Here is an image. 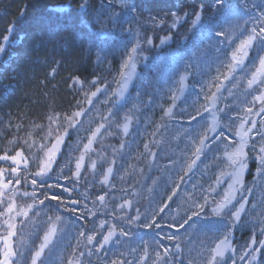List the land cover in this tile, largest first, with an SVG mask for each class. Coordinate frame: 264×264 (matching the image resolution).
I'll list each match as a JSON object with an SVG mask.
<instances>
[{
  "label": "trees",
  "instance_id": "16d2710c",
  "mask_svg": "<svg viewBox=\"0 0 264 264\" xmlns=\"http://www.w3.org/2000/svg\"><path fill=\"white\" fill-rule=\"evenodd\" d=\"M128 3L136 8L135 19L122 10V0H0V46L3 47L0 52V155H14L17 150L23 149L25 156L29 158V172H35L34 161L43 156L39 145L46 143L48 147L51 146L52 138L45 140L49 128L48 117L54 113H60L61 117L63 114L70 115L78 110L77 100L85 108V114L80 118L81 125L70 130V135L66 137V144L62 146L57 162L53 165V179L49 183H56V177L61 173L63 176H72L75 160L80 155L83 144L87 143V137L112 107L110 102L106 104L104 101L117 87L118 83L114 81L119 79L118 72L125 58L124 48L118 46L121 40L130 36L124 29V18L128 17L133 24L136 23L134 31L140 33L142 41L147 37L153 40V46L143 45L145 54L150 59L146 62L147 66L145 62L138 66L140 73L130 92L142 103L136 105L134 99L127 97V102L122 103L115 118L116 124H119L123 115L132 113L139 120L137 127H132L129 135L120 138L115 133L122 131L114 124L108 133L98 137L92 146L93 151L85 157L80 180H59V183L73 188V191L53 190L63 196V207H57L56 201H46V206L34 209L27 218L18 216L17 236L13 239L23 254L17 258L16 264H31L32 254L39 247L48 228V216H61L63 222L59 224L58 238L45 250L37 264H69L70 260L74 264H109L118 256L134 264H165L163 248L159 245L163 244L176 252L177 242L181 249L175 256L170 254L167 257V264H180L181 261L183 264H206L208 250L215 246L225 232V229L215 226V223L210 227L199 223L191 228L187 225L185 228L170 227L172 224L183 223L192 211L197 210L195 203H203L204 193L222 170L223 162L215 161L213 153L209 152L207 157L198 161L197 167L183 182L179 181V177L184 175L177 169L183 163L181 153L185 149V129L194 125L197 130L201 129L196 121L190 124L187 115H176L173 121L168 122L167 130L161 129L153 137L156 125L162 123V108L171 105L167 86L159 83L162 60L158 58L167 54L177 60L183 58V63L190 65L188 72L193 75L187 82L191 86L182 100L177 102L174 112L187 108L194 115L193 109L204 103L202 94L197 99L200 82L210 81L216 75L217 64L214 62V41L191 39L193 33L188 30L193 14L202 8L204 21H211L215 26L213 31H235L239 38L233 44L234 48L248 34L245 31L240 35L241 29L246 26L250 30L252 27L251 23L245 25L249 17L264 12V0H223L224 8L218 6L217 0H128ZM111 10L120 11L115 24L108 23L112 19L109 12ZM185 12L189 15L181 21L178 30H172L173 41H169L163 49L155 47L160 44L161 37L169 34L172 14L183 16ZM152 17L156 18L157 23L150 20ZM161 19L165 23H158ZM101 28L104 29L103 33L98 31ZM185 35L190 37L186 44L182 40ZM5 37L8 39L5 40ZM230 53L231 49L228 50L229 55ZM183 63L178 65L180 73L185 71ZM75 77L83 81V87L73 83ZM93 80L97 81L95 85ZM232 83H238V87L233 89L237 98L229 97L219 104L221 107L225 104L234 106V110L227 115L238 114L244 117V107L258 110V104L242 103L246 87L243 74H239ZM232 83L225 82V89L232 88ZM192 85L196 86L195 90ZM96 87H100L102 92L93 97V104L89 106L84 93L95 91ZM105 87L106 92L103 91ZM255 94L253 92L249 95L247 101H251ZM149 96L151 100H148ZM224 96L228 97L227 90L224 91ZM207 116L205 113L206 118ZM249 119H256L259 127L264 116L254 115ZM90 121L93 123L90 124ZM220 122L231 123L224 114L220 115ZM60 130L63 131V128ZM153 140L159 143L153 145ZM122 142L125 143L123 149L120 148ZM145 143H149L152 151L157 153L155 161L143 155ZM29 144L33 145L31 149L28 148ZM170 159L178 162L177 169L166 167ZM92 160L97 161L95 170L90 167ZM113 160L114 164L111 163ZM12 166L11 162H0L2 168L10 170ZM109 166L113 168V173L109 183L102 185L100 181ZM255 168L256 163L252 158L244 176L245 188H252V191H244L237 196V201L241 195L247 198V206L242 215L244 222L237 225L230 235L235 253L225 254L220 264H233V260L235 264H249L247 257L240 259L245 245L250 242L253 234L257 241L264 239L260 231L264 227V181L254 175ZM176 183H180L177 195L172 201H168L167 197L172 194ZM16 187L21 191H32V186L23 185V181ZM226 187L227 182L217 186L216 193L213 194L217 200ZM45 194L47 193L43 191L37 192L40 199ZM105 194L107 208L97 211L93 201ZM14 199L18 208L32 203L29 198L17 196ZM74 200L80 203L73 205L71 201ZM124 200H131L132 207L121 211L116 206ZM165 203L168 207L156 216L160 228L144 229L134 223L131 231L136 236L130 239L121 237L120 245L110 244L104 250L96 251V245L112 224L117 229L124 227L125 231L129 230L126 221L120 217H135L136 210L139 209L141 220L138 223L142 224L150 220L155 210ZM212 206L210 203L206 208L209 216ZM236 206H239L238 203ZM72 207L78 208L79 212L72 214L65 210ZM89 210L96 212V215H87ZM79 214L85 215L84 221L78 219ZM4 218L0 217V220ZM101 221L106 222L103 229L98 227ZM81 230L88 234L96 232L97 240L92 245L85 246L83 239L78 240ZM168 235L176 236L177 241L167 240ZM253 247L259 248L260 245L257 243ZM89 248L92 249L91 255ZM248 251L251 252V249ZM81 252L84 253L83 256L80 255ZM157 253H160L159 258ZM141 257L144 259L141 260ZM253 264H264V248L257 254Z\"/></svg>",
  "mask_w": 264,
  "mask_h": 264
},
{
  "label": "snow or ice",
  "instance_id": "6c2138e0",
  "mask_svg": "<svg viewBox=\"0 0 264 264\" xmlns=\"http://www.w3.org/2000/svg\"><path fill=\"white\" fill-rule=\"evenodd\" d=\"M217 4L220 8H224L223 0H217ZM84 7V5H81ZM122 10L133 16L135 19L136 8L133 4L128 3V0H122ZM229 11H231L229 9ZM203 9L195 11L193 14V19L191 21V27L189 32L193 35L191 39L194 41H200L203 39H209L215 42L214 52L215 60L217 64L215 69L216 75L212 77L210 81H201L199 87V96L203 95L204 103L199 107L194 108L193 115L187 110V108L179 109V111L174 112L177 108V102L182 100L185 92L188 90L189 86L187 84L188 79L193 74L188 72L189 64L183 63V58L179 60L170 57L165 54L164 57H159L162 60V67L160 69L161 78L159 83L167 86V91L170 93L169 99L171 100V105L168 108H162L163 115L161 117L162 123L156 125V131L152 133L155 137L161 129L167 130L168 122L175 119L176 115L188 116V122L196 121L200 126L201 130H197L196 126H192L185 129V149L181 153L183 163L177 169V161L169 160V165L166 167H171L182 171L184 175L179 177V181L183 182L185 177L193 172L197 167L198 161H201L202 157H207L209 152L213 153V159L218 162H223L222 170L217 174L215 181L209 186L207 191L203 196V203H195V211H192L183 223L172 224L170 227L173 228H185L187 225L189 228L195 226L196 224H201L206 227H210L215 223V226L225 229V232L221 239L215 246L208 250V257L206 259V264H220V262L225 257V254L229 251L235 253V248L232 247L230 241V235L234 232L237 225L242 224L243 218L242 214L245 212V206L247 203V198L240 196V200L237 201V195L243 193L244 191L251 192L252 188H245L244 176L249 168V160L254 158L256 163L254 175L259 177L264 181V120L259 122V127L257 125L256 119H249L254 115L264 116V12L257 13L255 16H250L249 20L245 22L252 24L249 30L246 26L241 29L240 35H243L245 31L248 32L243 39L239 40V43L233 48V44L238 35L235 31H213L215 27L211 21H204L202 15ZM189 14L185 12L183 16H177L175 13L172 14V20L169 24V34L160 38V44L155 46L163 49L164 46L168 44L169 41H173L174 36L172 30H178L181 26V21L184 17ZM118 19V17H117ZM150 20L155 24L157 23L156 18L152 17ZM108 23H115L114 20L109 19ZM158 23H165L164 19L158 21ZM131 30V29H130ZM193 30H196L195 32ZM103 33L104 29H98ZM199 33V35H197ZM178 34V32H177ZM137 40L131 45V48L127 50L126 57L120 65L118 72L119 79L117 83L119 87L114 90L104 103H111L112 107L109 108L107 116L101 117L102 123H100L95 130L91 131V134L87 137V143L83 144V149L80 151V155L75 160V171L72 172V176H60L56 177V183H49L48 181L53 179L52 173L54 171L53 165L57 162V156L61 153L62 146L66 144V137L70 135V130H75L81 125L80 118L85 114V108L81 106V101L77 100V109L73 111L70 115L63 114L61 117L60 113H54L48 117L49 128L45 140L47 141L49 137L52 138L51 146L48 147L47 144H40L39 150L43 152V156L34 161L36 163V171L29 172V158L25 156L23 149L17 150L14 155H0V162H11L12 166L9 169L0 167V206L4 204L7 205L5 211L0 212V217H5L0 220V264H16L17 258L23 253L19 250V245L14 242V237L17 236V223L16 217L22 216L27 218L29 213L36 208H41L46 206V201H56L57 207H63L65 201L61 194L55 193L54 189H60L62 192H71L73 188L65 187V185L59 183L60 179L65 181L73 180L78 182L81 177V169L84 167V161L86 155L93 151V144L97 141L98 137L101 136L102 129L111 128L116 124V114L119 108L122 107V102H127L126 93L128 91L129 85L133 82L134 78L138 75L137 67L139 61H144L145 66H147V61L150 59L146 56L144 44L153 46V40L151 37H147L145 40L139 38V32H135ZM8 38L5 37V40ZM190 39L189 36L185 35L182 40L186 44ZM231 49L230 55L228 50ZM3 51V47L0 46V52ZM254 53V55H250ZM258 60V65H257ZM183 63L185 71L183 73L179 72L178 65ZM223 69V71H222ZM55 69H53V73ZM239 74H243V82L246 87L244 89V101L242 103H251L252 105H259L258 110L254 111L253 107H244L243 111L245 113L244 117L236 114L234 116H228L229 111L234 110V106L225 104L224 106H219L220 101L226 100L229 97L236 99L233 89L238 87V83H232V81L237 80ZM177 77V78H174ZM225 82L232 83V88L225 89ZM74 84H79L83 87V81L79 77L73 78ZM94 85L97 81L93 80ZM195 85H192L193 90H195ZM214 89V90H213ZM227 90L228 97L224 96V91ZM104 92L107 91L106 87L103 89ZM102 89L96 87L95 91L85 92V100L89 106L93 104V97H97L98 93H101ZM252 96L251 101H247V97ZM115 109V111H114ZM91 110L90 108L88 109ZM205 113L208 114L207 118ZM224 116L231 121L229 124H222L220 122V115ZM199 118V120H198ZM123 124H116L120 128L125 136L130 134V128L133 123V117L131 115L125 114L123 117ZM238 121V123H237ZM180 123V121H176ZM206 125V126H205ZM63 128V131L60 129ZM212 133L214 135H209ZM110 134V133H109ZM27 144V141L24 142ZM153 145L159 143V141L153 140L151 142ZM32 144L28 145L31 149ZM125 143L122 142L120 148L123 149ZM145 153L151 157V161H155L157 153L152 151L149 143L143 145ZM115 151V150H114ZM250 153L252 156L250 157ZM111 163H115L113 160ZM90 167L95 170L97 167V161L92 160ZM23 170V171H22ZM113 173V168L109 166L103 179L100 181L102 185H107L109 183V176ZM11 177V178H7ZM31 185L32 191H21L17 185ZM227 182V187L223 190L219 200L213 195L216 193L217 186L222 183ZM45 185L47 188L45 189ZM114 187V186H113ZM180 188V183H176L175 187L172 189V194L167 197L168 201H172L173 197L177 195ZM38 191L46 192L43 199H40L37 195ZM11 193L9 196L8 194ZM106 195H100L93 201V204L97 206V211L100 209L107 208ZM7 196V199L5 197ZM29 198L32 203L27 204L26 207L18 208L16 200L14 197ZM234 201L236 203H234ZM73 205H78L80 201H71ZM211 207V216L206 214V208L209 204ZM238 203V207L236 204ZM86 207V206H85ZM119 210L123 211L125 208L132 207L131 200H124L122 204L116 206ZM168 204L165 203L163 206L155 210V214L152 215L150 220H146L144 223H138L141 220V213L137 209V215L135 217L128 218L127 216H122L120 219L126 221V226L129 228L125 231L124 227L117 229L115 224L109 227L106 234L103 235L102 240H99L96 245V251H102L105 249L106 245L121 244V237L132 238L137 234L131 231L132 224H138V227L144 229L160 228L161 225L156 222V216L165 211ZM66 211L77 214L79 209L76 207L66 208ZM38 215V213H37ZM46 215V214H45ZM87 215L95 216L96 212L91 210L88 211ZM78 219L80 221L85 220L84 214H79ZM63 222L61 216H51L47 217L48 228L45 231L42 241L39 247L35 250L31 257V264H37L41 257L44 255L45 250L53 245L55 240L58 238V233L60 231L59 224ZM23 224V221H20ZM106 222L101 221L98 227L103 229ZM261 235H264V227L261 228ZM83 239L85 246L92 245L95 240H97L96 232L91 234L86 233V231L81 230L78 233V240ZM142 239V237H141ZM169 241H177V237L174 235L166 236ZM259 243L260 247H253V245ZM159 247L163 248L165 264H167V257L171 254L175 256L176 252L181 249L180 243H175V250L173 252L171 248L164 247L160 244ZM147 245H145V249ZM264 248V239L257 241L255 234H253L250 242H248L244 247V254L240 259L249 260V264L257 259V254L261 252ZM251 249V252L248 251ZM135 251V249H132ZM89 254H92V249L89 248ZM81 256L84 255L83 252L80 253ZM121 256L124 254H120ZM157 257H160V253H157ZM144 257H141L143 260ZM69 264H74L72 260ZM109 264H134V262H129L125 259H120L119 256L113 259ZM183 264V261L180 262ZM235 264V260H233Z\"/></svg>",
  "mask_w": 264,
  "mask_h": 264
},
{
  "label": "rangeland",
  "instance_id": "374dc122",
  "mask_svg": "<svg viewBox=\"0 0 264 264\" xmlns=\"http://www.w3.org/2000/svg\"><path fill=\"white\" fill-rule=\"evenodd\" d=\"M110 13H111V18H112V20H114L115 22H116V18L118 17L119 18V13L118 12H120V11H109ZM124 21H125V25H124V29H125V31L126 32H128V39H123V40H121L120 41V43L118 44V46L119 47H121V48H124V52H125V57H126V54H127V50L125 49V45H127V47H128V49H130L131 48V45L133 44V43H135L136 42V40H137V37H136V35H134V33L136 32V31H134V27H136V23H134L133 24V21L131 20V19H128V17H125L124 18ZM113 24H115V23H113ZM131 29V30H130ZM119 30H121V29H119ZM140 34V33H139ZM139 38L140 39H142L140 36H139ZM145 54V53H144ZM146 55V54H145ZM147 56V55H146ZM123 60H124V58H123ZM123 60H122V62H123ZM121 62V63H122ZM144 63V61H139L138 62V66H140V64H143ZM137 73H138V75H139V73H140V71H139V69H138V67H137ZM137 75V76H138ZM137 76L134 78V80H133V82L129 85V87H128V91H127V93H126V97H131L132 99H134L135 100V103H136V105H139V104H141L142 103V101H140V99H138V97H135V95L132 93V94H130V92H131V90H132V88L134 87V85H135V83H136V79H137ZM117 80L118 79H116L114 82L116 83L117 82ZM114 82H113V84H114ZM187 84H188V86L190 87L191 85H189V82H187ZM119 87V85L117 84V87L114 89V90H116L117 88ZM111 92H113V90L111 91ZM148 100H151V97L149 96V98H148ZM123 103V102H122ZM130 115L133 117V123H132V126H131V128L132 127H137V125H138V122H139V120L134 116V114H132V113H130ZM105 116H107V114L105 115ZM123 117H124V115H123ZM115 118H117V115H116V117ZM103 122V121H102ZM101 122V123H102ZM123 119H122V121L119 123V124H123ZM93 123V121H90V124H92ZM131 128H130V132H131ZM109 130H110V128H106V129H102V131H101V135L103 134H106V133H108L109 132ZM121 130V129H120ZM122 131V130H121ZM117 136H119L120 138H123V137H125V135L123 134V132L122 133H115ZM59 155V154H58ZM112 175V174H111ZM110 177L111 176H109V179H110ZM9 196L11 195L10 193L8 194ZM238 196V195H237ZM5 199H7V196L5 197ZM17 203V202H16ZM246 206H247V203H246ZM246 206H245V209H246ZM6 207H7V205L6 204H4L3 206H0V212H3V211H5V209H6ZM243 215V214H242ZM17 219H18V217H16V223H17ZM111 244V243H110ZM109 244V245H110ZM232 245V244H231ZM231 251H229V252H227L226 254H228V253H230ZM120 258V257H119Z\"/></svg>",
  "mask_w": 264,
  "mask_h": 264
}]
</instances>
